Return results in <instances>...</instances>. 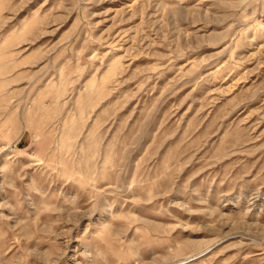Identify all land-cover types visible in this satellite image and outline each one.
Listing matches in <instances>:
<instances>
[{"label":"rangeland","instance_id":"obj_1","mask_svg":"<svg viewBox=\"0 0 264 264\" xmlns=\"http://www.w3.org/2000/svg\"><path fill=\"white\" fill-rule=\"evenodd\" d=\"M0 264H264V0H0Z\"/></svg>","mask_w":264,"mask_h":264}]
</instances>
